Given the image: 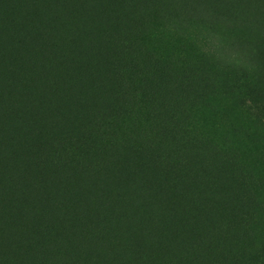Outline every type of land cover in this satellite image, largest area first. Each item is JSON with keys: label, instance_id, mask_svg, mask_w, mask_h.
Instances as JSON below:
<instances>
[{"label": "trees", "instance_id": "1", "mask_svg": "<svg viewBox=\"0 0 264 264\" xmlns=\"http://www.w3.org/2000/svg\"><path fill=\"white\" fill-rule=\"evenodd\" d=\"M223 56L264 99V0H0V264H217L261 231L264 154L203 124Z\"/></svg>", "mask_w": 264, "mask_h": 264}, {"label": "rangeland", "instance_id": "2", "mask_svg": "<svg viewBox=\"0 0 264 264\" xmlns=\"http://www.w3.org/2000/svg\"><path fill=\"white\" fill-rule=\"evenodd\" d=\"M252 13L253 11L250 12V14ZM234 17L236 16H233L232 19ZM228 25L230 26L231 23H228ZM164 42L173 48L176 53H180L181 45L184 43V50L188 49L194 53L193 61L198 60L200 57L199 45L192 44V41H189L188 38H182L177 46L173 45L169 38ZM171 51L169 47H165L161 51L160 58L163 61L176 62V56ZM185 56H187V53ZM199 63H202V61ZM208 65L216 68V75L228 88H226L227 92H225V89L219 87V93L210 96L213 97L209 101L211 105H208L207 118L203 120L206 133L211 137L222 139L223 144L229 148L228 150H234L231 148H234L236 144H241L240 154L237 153L238 157L241 163L252 167L253 164L247 159L253 158L252 154L256 153L255 150L252 151L255 147V142L257 143L256 149L264 154V99L256 91L257 87L254 81L243 73L233 71V64L228 62L224 56L219 58L217 62L219 68L216 67L214 61ZM142 71H144V67H142ZM238 140H241V143H238ZM214 141L218 142V140ZM258 221L260 227H262L261 231L259 229L248 230L244 234L242 241L239 239L226 240L221 246L226 247V249L228 248L227 246L232 247L234 249L233 252L224 255L223 251L222 253L214 251L209 261L211 263L217 262V264H253V257L260 255L261 257L256 264H264V215L259 217ZM132 242V239L129 238L130 246ZM78 252L81 255L80 251ZM137 252L139 255L144 256L149 254L148 250L141 245H139ZM92 255L96 254L92 253ZM114 255L119 260L116 258L112 264H123L124 261L131 259L127 250L121 254L115 253ZM161 264L164 263L162 262ZM166 264H171V262ZM174 264L180 263L175 262Z\"/></svg>", "mask_w": 264, "mask_h": 264}]
</instances>
